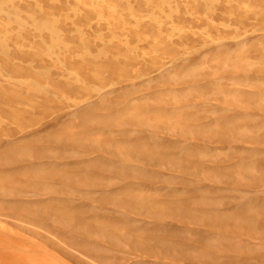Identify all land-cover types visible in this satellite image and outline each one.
<instances>
[{"label":"rangeland","instance_id":"1","mask_svg":"<svg viewBox=\"0 0 264 264\" xmlns=\"http://www.w3.org/2000/svg\"><path fill=\"white\" fill-rule=\"evenodd\" d=\"M0 6V264H264V0Z\"/></svg>","mask_w":264,"mask_h":264},{"label":"bare ground","instance_id":"2","mask_svg":"<svg viewBox=\"0 0 264 264\" xmlns=\"http://www.w3.org/2000/svg\"><path fill=\"white\" fill-rule=\"evenodd\" d=\"M2 6H4V5H2ZM1 7V6H0ZM127 142V141H126ZM152 152V151H151ZM124 236V235H123Z\"/></svg>","mask_w":264,"mask_h":264}]
</instances>
